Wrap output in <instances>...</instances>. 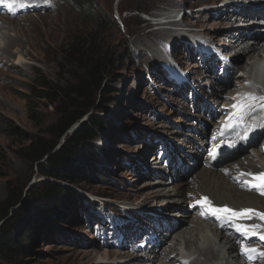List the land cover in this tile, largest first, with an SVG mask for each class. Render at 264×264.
<instances>
[{
  "label": "rangeland",
  "instance_id": "374dc122",
  "mask_svg": "<svg viewBox=\"0 0 264 264\" xmlns=\"http://www.w3.org/2000/svg\"><path fill=\"white\" fill-rule=\"evenodd\" d=\"M85 2L89 8L83 11L70 0H44L28 15L16 12L5 18L1 17L4 11L0 12V23L6 25L0 30V203L14 196L16 204L8 218L17 216L6 229L15 242L11 255L0 257V264H184L188 260L195 264V251L210 248V244L216 246L211 258L217 264H241L243 260L225 253L232 243L229 235L218 231L221 236L216 239L215 221L200 216L206 209L201 205L192 209L174 197L173 186L164 185L170 184V172L191 181L198 171L192 169L196 161L188 160L193 155H187L197 152L186 147L183 135H192L189 131L195 126L204 133L224 127L235 111L232 105L246 102L239 95L245 82L237 74L224 87L216 86L213 96L212 79L198 56L203 44L223 50L207 38L225 30L222 27L229 18L223 14L236 10L230 3L241 1ZM250 2L245 0L244 8ZM226 5L230 11L217 13ZM135 9L148 14L137 15ZM162 12L168 13V21L177 23L154 26L160 21L153 15ZM251 18L257 22L259 17ZM7 37L17 39L20 48L13 45L6 50ZM73 42L91 44L95 53L112 60L106 81L112 92L101 110L92 113L105 123L92 143L97 154L77 157L80 178L62 181L42 176L29 156L32 145L46 139L59 119L58 102L40 98L45 90L37 79L56 84L57 89L75 81L80 72L65 53ZM188 51L194 57L185 58ZM220 62L224 63L222 58ZM212 109V116L205 114ZM78 127L79 123L67 135ZM252 135L256 141L252 147L224 148L218 161L229 162L244 153L264 171V157L256 148L262 145L264 134ZM194 140L198 141L197 135ZM63 142L64 138L57 149ZM171 144L176 151L171 152ZM204 145L207 150L209 145ZM45 181L70 193L54 221L42 219L43 209L51 201L38 189ZM226 218L231 233L235 230L232 225L238 223ZM138 226L143 227L139 235L135 234ZM127 234H133L134 240H127ZM153 236L157 245L150 240ZM242 238L241 243L251 246ZM262 260L254 263L264 264V257Z\"/></svg>",
  "mask_w": 264,
  "mask_h": 264
},
{
  "label": "bare ground",
  "instance_id": "6f19581e",
  "mask_svg": "<svg viewBox=\"0 0 264 264\" xmlns=\"http://www.w3.org/2000/svg\"><path fill=\"white\" fill-rule=\"evenodd\" d=\"M42 1L44 0H0V12L4 11L3 13H5L4 15L1 14V17L12 18L13 16H16V12H18L19 15L27 14L35 10V7L42 3ZM239 1L241 2L230 3L229 6L235 7L236 10L232 11V13L229 12V16L226 13L223 14L225 18H229V21L227 20L226 24H224L225 26L222 27L223 29L225 28V30H220L213 35L210 34V36H208L209 38H207L209 39V42L207 41L208 43H214L215 45H220L223 48V50H221L222 54L231 55L229 56L230 66L224 68V64L220 62V59L216 53H214V47H209L208 44L199 46L200 51L198 56H201V63L205 69H208L209 78L212 79L209 87L211 88V94L213 96L216 95V86L220 85L224 87L232 78V75L237 74L239 80L245 82V89L239 92L240 97L243 99L245 98L244 100L246 101L242 104L251 103L256 106L252 111H246L242 119L239 114L232 117L231 113L227 118L226 124L231 120L232 126L226 130L224 127H220L219 129H214L211 133H204L201 128H197V126H195L191 131H189L192 135L185 133L183 136L187 142L186 147H192V149L197 152V155H195V152H187V155H193V157H188V160L192 161L194 164L196 161V164L192 167V169L198 168V171L195 173L194 177L191 178V181H188V179L184 176H181L179 179L177 173L175 174L170 172L168 176L171 180L170 184L169 182L168 184L166 182L164 185L173 186L175 189L173 194L174 197L182 202L190 204L189 207L191 206L192 209H194L195 206H200L202 198L206 197L211 202L212 208H227L230 212H240L242 209L251 208L257 212L264 213V195H261L256 188L249 189V187L243 183L245 180H248L252 183L258 184L261 180H253V176L241 175V173L258 174L264 173V171L257 166L256 162L254 163V160L248 154L243 153L242 155H237L234 159L235 161L232 160L225 163L219 162L217 158L219 152L224 148L232 149L241 147L244 150H247L248 147H252V145L256 142L254 140L255 137L252 135L254 132H256L257 135L264 134V107L260 106L261 103L264 102L259 100V97H264V59H260L264 53V34L258 33L260 30L258 24H261V22L264 23V0H251L250 5L246 8H244L245 0ZM229 6L226 5L225 8L219 9L217 13H223L228 10L230 11L231 7ZM167 16L169 17L168 13L165 12L153 15V18L160 21L154 26L167 24L173 25L177 23V21H168L166 19ZM251 17L259 18L256 22L254 21V18ZM10 23L15 25L14 21H10ZM1 29H6V25H4V22L2 21L0 23V30ZM246 37H249V39L244 41ZM16 40L17 39L7 37L6 50L13 45L20 48V44L18 40ZM252 41L255 42V45L253 44L248 46V42ZM242 44H244L245 47H240ZM189 45L192 46L190 42ZM191 57H194V54L188 51L185 58ZM216 60L218 68L216 67ZM258 60L260 61L257 63H251ZM221 66L225 71L222 70ZM251 97H256L257 99L251 100ZM224 100H228V98ZM208 110L209 109H207V111ZM212 112L213 109L209 113L205 112V114L211 115ZM199 121H204V119L201 118ZM192 122L195 124L196 120H193ZM180 133H182V131H180ZM195 135H197L198 141L194 140ZM206 143L209 145L207 150L204 148V144ZM229 144L233 146L229 147ZM171 148V152H174V150L176 151L173 144H171ZM256 148L259 149V152L257 153L261 157H264V141L262 142V145H257ZM199 151H201V154H198ZM213 151L216 152L215 157L211 155ZM230 212L219 213L222 217V219L219 220L213 215L202 216L200 214V216L202 218L204 217V219L215 221L217 228L215 226L213 230L216 239L221 236L218 231H222L229 235L232 243L227 245L225 252L227 255L234 258H240V260H243L241 264H255L254 261L256 259L258 262L263 261L262 257H264V255H260V253H264V240H261L260 237L264 236V221L260 220L256 216H252L250 219L233 217L230 215ZM226 217L235 219L239 226L249 229L250 235L245 239V242H251V246L248 247L244 243H241L244 235L237 232L236 229L230 233V229L226 227L227 224L225 223V220H228ZM160 220L162 219L157 218L156 221ZM166 221L169 224L172 223L175 225L176 223V221L173 220ZM136 222L140 224V220ZM222 224L223 227L221 226ZM253 225H257L258 227L254 229V234H251L253 231ZM137 228L138 229H136L137 232L135 234L139 235L143 227L140 228V226H138ZM130 229L132 230V228ZM126 236L127 240L134 238L133 234H127ZM238 236H241V238ZM150 240L154 245L159 243L154 236L153 238H150ZM210 246V248L205 247L204 250L199 249L195 251V254L197 255L195 264H217V261H215L214 258H211L212 256L214 257L213 253L216 246L215 244H210ZM252 249L256 251V255L254 259L249 260L243 252L245 250ZM172 250L176 251V248L172 247ZM190 263V260L184 261V264ZM173 264H177V262L174 261Z\"/></svg>",
  "mask_w": 264,
  "mask_h": 264
},
{
  "label": "trees",
  "instance_id": "16d2710c",
  "mask_svg": "<svg viewBox=\"0 0 264 264\" xmlns=\"http://www.w3.org/2000/svg\"><path fill=\"white\" fill-rule=\"evenodd\" d=\"M70 1L81 11L89 8V3L85 2L87 0ZM133 12L137 15L148 14V11L141 9H135ZM65 53L80 73L73 83L61 86L59 89L56 84L38 77L39 86L45 90L44 96L40 98L58 102L59 119L50 127L46 139H39L32 145L29 161L38 166L40 174L44 177L72 181L80 178L81 173L75 166L76 158L84 153L97 154L92 143L105 123L92 113L101 110L102 104L106 103L105 97L112 92L106 86V81L113 62L106 54L95 53L91 44L81 45V43L73 42L68 45ZM84 118L85 121H83ZM78 123L79 127L68 136L67 132ZM63 138V144L57 149ZM81 149L85 152L80 153ZM38 189L45 198L51 200L50 204L47 203L48 205H45L43 209L42 219L54 221L61 215L58 209L67 202L70 193L60 185L49 181L43 182ZM15 204L14 196L0 203V257L2 258H8L11 255L10 248L15 243L6 231L17 219L16 215L8 218V212L14 208ZM28 233L29 231H25V234ZM28 237L32 240L33 234ZM19 242L21 239L16 243Z\"/></svg>",
  "mask_w": 264,
  "mask_h": 264
},
{
  "label": "snow or ice",
  "instance_id": "6c2138e0",
  "mask_svg": "<svg viewBox=\"0 0 264 264\" xmlns=\"http://www.w3.org/2000/svg\"><path fill=\"white\" fill-rule=\"evenodd\" d=\"M251 100H256V97H251ZM259 100L264 102V97H259ZM256 105L251 104V103H247V104H242V103H237V104H233L232 108L235 110L231 116L235 117L237 114L240 115L241 119L243 118V115L245 114L246 111L250 112L254 109ZM261 107H264V103H261L260 105ZM231 120L224 126L225 130L229 127H231ZM229 147H232L233 145L229 144ZM211 155L213 157H215L216 152L213 151L211 153ZM242 176H253V180H261L260 183H252L248 180H245L243 183L245 185H247L249 187V189L251 188H256V190L261 194L264 195V173H258V174H253V173H241ZM201 206L202 208L206 209V211H201V215L202 216H207V215H213L216 216V218L219 220L221 219V215L219 213L224 212V213H229L230 210L227 208L224 209H217V208H212L211 207V202L205 197L202 198L201 201ZM230 215L233 217H242V218H247L250 219L252 216H256L258 217L260 220L264 221V213L261 212H257L251 208H245L242 209L240 212H230ZM227 221L225 220V223ZM223 227V224L221 225ZM237 232L241 233L242 235L245 236V238H248V236L250 235L249 229L245 228V227H241L239 225H232ZM258 227L257 225H253L252 229L253 231L251 232V234H254V229ZM261 240H264V236L260 237ZM243 254H245L247 256V258L249 260H252L255 258L256 255V251L254 249L252 250H245L243 252ZM260 255H264V253H260Z\"/></svg>",
  "mask_w": 264,
  "mask_h": 264
}]
</instances>
